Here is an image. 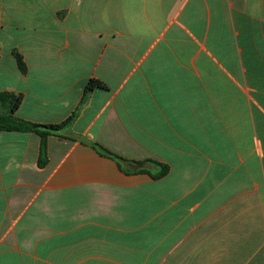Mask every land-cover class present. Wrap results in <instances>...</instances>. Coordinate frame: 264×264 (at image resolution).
I'll return each mask as SVG.
<instances>
[{
	"label": "crops",
	"instance_id": "0c3cea01",
	"mask_svg": "<svg viewBox=\"0 0 264 264\" xmlns=\"http://www.w3.org/2000/svg\"><path fill=\"white\" fill-rule=\"evenodd\" d=\"M1 93L73 118L0 131V264H264V0H0Z\"/></svg>",
	"mask_w": 264,
	"mask_h": 264
},
{
	"label": "trees",
	"instance_id": "16d2710c",
	"mask_svg": "<svg viewBox=\"0 0 264 264\" xmlns=\"http://www.w3.org/2000/svg\"><path fill=\"white\" fill-rule=\"evenodd\" d=\"M16 55L17 63L20 68L21 72H24L25 65L22 60V57L18 54ZM104 89L105 86L97 81V80H89L87 85L85 86L84 91V98L87 96L90 92H92L94 89ZM21 101L20 96H16L9 93H1L0 94V131H19V132H33L36 133L40 139V159H39V165H43L45 162V139L48 135L52 133H58L60 132L73 118V116L69 117L66 121L58 123V124H48V125H42V124H36L33 122L25 121L22 119H19L13 115L14 111L17 109ZM95 149H97L100 153L114 158L116 160H123L121 157L117 156L116 154L106 150L99 144L93 143L91 144ZM136 164H141V162H133ZM162 170L159 175H162L167 168L165 166H161Z\"/></svg>",
	"mask_w": 264,
	"mask_h": 264
}]
</instances>
